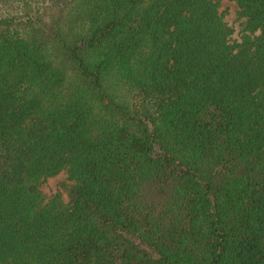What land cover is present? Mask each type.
I'll list each match as a JSON object with an SVG mask.
<instances>
[{
    "label": "trees",
    "instance_id": "trees-1",
    "mask_svg": "<svg viewBox=\"0 0 264 264\" xmlns=\"http://www.w3.org/2000/svg\"><path fill=\"white\" fill-rule=\"evenodd\" d=\"M229 1L0 0V264H264V0Z\"/></svg>",
    "mask_w": 264,
    "mask_h": 264
},
{
    "label": "rangeland",
    "instance_id": "rangeland-1",
    "mask_svg": "<svg viewBox=\"0 0 264 264\" xmlns=\"http://www.w3.org/2000/svg\"><path fill=\"white\" fill-rule=\"evenodd\" d=\"M219 9L223 13L224 19L226 22L232 26L233 28H236V22L234 20V12L236 10V6L233 2L229 0H220L219 3ZM64 175L62 173H59L56 176L47 178L42 184H41V190L46 196H50L56 192H59L61 196L65 199L66 195L63 190L64 186Z\"/></svg>",
    "mask_w": 264,
    "mask_h": 264
}]
</instances>
